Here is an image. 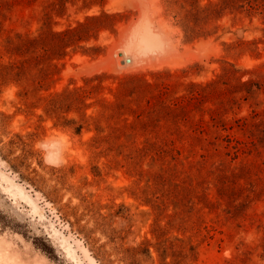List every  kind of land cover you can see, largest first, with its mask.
Returning <instances> with one entry per match:
<instances>
[{
	"label": "rangeland",
	"instance_id": "rangeland-1",
	"mask_svg": "<svg viewBox=\"0 0 264 264\" xmlns=\"http://www.w3.org/2000/svg\"><path fill=\"white\" fill-rule=\"evenodd\" d=\"M186 6L0 0V65L27 56L11 41L46 15L52 31L88 21L64 55L0 76V264H130L134 245L150 250L136 264H264V191L250 186L264 184L263 17L225 12L186 40ZM231 65L262 88L235 91ZM212 79L193 103L191 82ZM73 89L81 100L55 109ZM243 156L251 178L232 174Z\"/></svg>",
	"mask_w": 264,
	"mask_h": 264
},
{
	"label": "trees",
	"instance_id": "trees-1",
	"mask_svg": "<svg viewBox=\"0 0 264 264\" xmlns=\"http://www.w3.org/2000/svg\"><path fill=\"white\" fill-rule=\"evenodd\" d=\"M182 3V7L187 4L186 8H184V14L181 19V26L184 31V37L186 40H192L197 37H206L215 32V30H211L207 28L205 25L220 19L225 12L234 13V12H246L248 15L253 13H260L263 17L264 23V0H176ZM104 16H113L109 14H103ZM99 16L91 15L87 19L88 20H97ZM50 15H46L44 24L46 28L38 37H21L18 35L16 41H11V49L19 54H26L27 56L18 59L16 61H11L9 63H3L0 65V68L3 72H0V76L2 78H8L11 75H15L18 78L26 77L28 70L35 64V62L40 61L41 58H52L54 56L64 55L66 53L65 48L73 43V41L78 36V33L84 31L86 27H88V21L79 22L76 27H69L60 31H52L48 26L50 23ZM215 28H218V25H214ZM264 30V27H263ZM78 39V38H77ZM38 43H42V47H44L45 53L44 55L34 54L35 47ZM56 65L55 63L47 64L45 67L41 69V74L43 78L41 80V84L43 81L49 77L50 74L53 73ZM239 71V68L236 67H227L225 68L224 75L227 77H236L237 82L234 85L235 91H241L245 89L248 95H252L262 88V83L259 80H254L252 78H247L242 80L235 74ZM41 75V76H42ZM100 76V75H97ZM217 79H212L208 81L204 85H199V83L191 82L190 86L194 88L191 89L190 99L194 103L195 100H200L204 97V88L214 84ZM92 87H96L93 85ZM255 87V88H254ZM64 95H61L59 99H54L57 104L54 103V108L58 109L63 107L64 104L70 105L74 101H80L82 93L78 90H67ZM178 106L170 107L172 110L176 109ZM119 110V109H118ZM257 115V112H254L252 116ZM215 118V117H214ZM220 121H225L224 118H219ZM260 121V120H259ZM247 123L246 117H244L241 125H245ZM255 123V122H254ZM237 143H240L237 141ZM232 147L235 148V151H239L243 149V152L251 151L249 146H239L238 144H232ZM243 156L240 160L238 168L236 171H233L232 174L234 177H248L251 178V175L255 173L256 169L259 168L255 162L245 158ZM250 182L251 190L253 191V195H259L262 191H264V184L261 181V178L251 179ZM230 184H226L222 186L224 190L233 189L234 186H229ZM127 251L129 252V257L131 258L130 264H136L138 261V253H145L150 256L149 246L145 247L142 245H134L128 247Z\"/></svg>",
	"mask_w": 264,
	"mask_h": 264
},
{
	"label": "bare ground",
	"instance_id": "bare-ground-1",
	"mask_svg": "<svg viewBox=\"0 0 264 264\" xmlns=\"http://www.w3.org/2000/svg\"><path fill=\"white\" fill-rule=\"evenodd\" d=\"M119 50H120V49H118V51H119ZM121 51H122V50H121ZM125 51H126V50H125ZM116 53H117V52H116ZM122 55H123V54H122ZM124 55H125V54H124ZM124 55H123V56H124ZM126 55H128V53H127ZM119 56H120V55H119ZM126 61H127V60H126Z\"/></svg>",
	"mask_w": 264,
	"mask_h": 264
}]
</instances>
